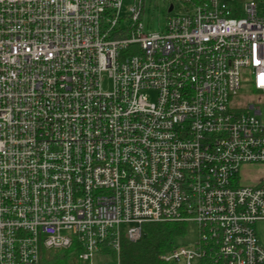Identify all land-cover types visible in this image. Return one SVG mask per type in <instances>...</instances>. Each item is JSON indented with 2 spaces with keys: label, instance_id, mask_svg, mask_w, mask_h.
<instances>
[{
  "label": "built area",
  "instance_id": "2783aa9c",
  "mask_svg": "<svg viewBox=\"0 0 264 264\" xmlns=\"http://www.w3.org/2000/svg\"><path fill=\"white\" fill-rule=\"evenodd\" d=\"M146 1L0 0V264H120L164 222L196 226L164 262L264 264L239 176L264 164V0L170 2L159 31Z\"/></svg>",
  "mask_w": 264,
  "mask_h": 264
},
{
  "label": "trees",
  "instance_id": "16d2710c",
  "mask_svg": "<svg viewBox=\"0 0 264 264\" xmlns=\"http://www.w3.org/2000/svg\"><path fill=\"white\" fill-rule=\"evenodd\" d=\"M187 232V225L179 222L148 223L144 225L143 237L135 242H129L125 237L120 238V264H172L162 261L159 256L168 253L176 240ZM98 257L97 264H101ZM45 264H71V251L53 252Z\"/></svg>",
  "mask_w": 264,
  "mask_h": 264
},
{
  "label": "rangeland",
  "instance_id": "374dc122",
  "mask_svg": "<svg viewBox=\"0 0 264 264\" xmlns=\"http://www.w3.org/2000/svg\"><path fill=\"white\" fill-rule=\"evenodd\" d=\"M173 3L175 6V10H178L179 2L177 0H147L146 1V10L141 16L142 23L144 25L145 30H151V31H159L163 28V25L166 21L167 16V6L169 3ZM132 0H123L122 2V8H121V14L124 16L128 15V7L131 5ZM181 10V9H179ZM110 87V84L108 81L104 82V88L108 89ZM254 165V164H253ZM255 229L257 230V233L260 237L264 236V220L257 221L255 223ZM195 230L196 226L195 224L188 223L187 224V232L184 236L178 238L176 240L177 244H187L192 242L195 239ZM61 251H71V250H59L57 252ZM53 252H48V257ZM72 251H71V261H72ZM41 264H45L44 262H41Z\"/></svg>",
  "mask_w": 264,
  "mask_h": 264
},
{
  "label": "crops",
  "instance_id": "0c3cea01",
  "mask_svg": "<svg viewBox=\"0 0 264 264\" xmlns=\"http://www.w3.org/2000/svg\"><path fill=\"white\" fill-rule=\"evenodd\" d=\"M239 176L240 182L242 184L252 185L262 183L264 182V164L243 165L240 170ZM258 238L261 244L264 246V236L260 237L258 235Z\"/></svg>",
  "mask_w": 264,
  "mask_h": 264
},
{
  "label": "water",
  "instance_id": "95a60500",
  "mask_svg": "<svg viewBox=\"0 0 264 264\" xmlns=\"http://www.w3.org/2000/svg\"><path fill=\"white\" fill-rule=\"evenodd\" d=\"M171 7H172V6H169L168 10H170V9H171Z\"/></svg>",
  "mask_w": 264,
  "mask_h": 264
}]
</instances>
